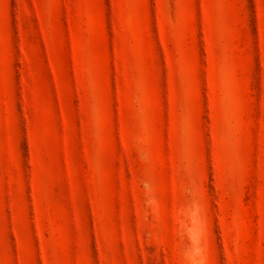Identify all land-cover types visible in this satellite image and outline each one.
Returning <instances> with one entry per match:
<instances>
[{
    "label": "rangeland",
    "instance_id": "obj_1",
    "mask_svg": "<svg viewBox=\"0 0 264 264\" xmlns=\"http://www.w3.org/2000/svg\"><path fill=\"white\" fill-rule=\"evenodd\" d=\"M0 264H264V0H0Z\"/></svg>",
    "mask_w": 264,
    "mask_h": 264
}]
</instances>
